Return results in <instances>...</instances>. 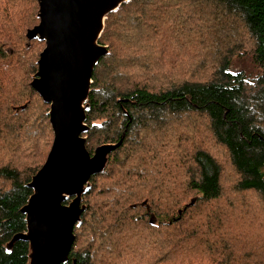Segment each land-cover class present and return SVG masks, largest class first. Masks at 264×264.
<instances>
[{
	"label": "trees",
	"instance_id": "trees-1",
	"mask_svg": "<svg viewBox=\"0 0 264 264\" xmlns=\"http://www.w3.org/2000/svg\"><path fill=\"white\" fill-rule=\"evenodd\" d=\"M37 12V0H0V264L28 263V242L7 243L26 231L27 184L53 140L49 104L31 85L44 47L26 38ZM98 43L107 52L82 135L91 154L122 142L89 178L64 264H264V241L229 240L222 182L226 168L232 193L255 194L264 214V0H128ZM237 59L249 66L232 70ZM189 120L202 137L183 135Z\"/></svg>",
	"mask_w": 264,
	"mask_h": 264
},
{
	"label": "water",
	"instance_id": "water-1",
	"mask_svg": "<svg viewBox=\"0 0 264 264\" xmlns=\"http://www.w3.org/2000/svg\"><path fill=\"white\" fill-rule=\"evenodd\" d=\"M128 0H37L39 22L26 38L44 41L31 85L49 104L53 140L48 155L27 186L32 193L20 211L26 231L11 238L28 242L27 264H64L80 222L82 195L89 178L101 172L108 155L122 142L85 147L91 75L107 47L98 43L106 16ZM103 15L96 35L97 19ZM95 34V36H94ZM68 201L67 204H63Z\"/></svg>",
	"mask_w": 264,
	"mask_h": 264
},
{
	"label": "rangeland",
	"instance_id": "rangeland-1",
	"mask_svg": "<svg viewBox=\"0 0 264 264\" xmlns=\"http://www.w3.org/2000/svg\"><path fill=\"white\" fill-rule=\"evenodd\" d=\"M174 6L176 5H173V7ZM179 7H182V6H177L175 8H179ZM248 66L249 64L245 60L237 59L232 64V70H238L240 68H246ZM177 125L178 126H175V127L174 125H171V128L174 127L175 129H177L176 127H179L180 123ZM186 125L188 128L186 130V134H183V135H193V138H199V136L200 137L203 136V135H200V131L202 130L201 125L195 124L192 121H190L189 123H186ZM38 129L40 130L39 133L43 130L40 125L34 126V130L37 131ZM172 131L174 132L175 130L173 129ZM196 134H199V135H196ZM28 136L31 137V135L29 134ZM216 153L219 154L220 153L219 150H216ZM218 158H220L221 160H224V157L221 155V153L218 156ZM225 169L226 168H224V177L222 176V182L227 187L224 193V197H223V202L225 203V206L227 207V209L223 210V214L228 217L225 220H223V223L224 224L227 223L231 225L228 231L230 233H233V235H231L229 240L234 242L235 238L239 234H242V236L244 237L242 239L243 243L246 241L248 242L249 239H251V240H254L255 242L254 244L256 243L261 244V242L264 241V235L258 231L257 227H258V219L261 217H264V214L261 211H256L255 209H253L255 205L257 204L260 205L257 199L258 197L253 193H244V192L241 194L232 193V190H231L232 182L230 180L226 181L229 178V176H228V171L225 172ZM232 206L236 207V209L233 213L228 214L226 211L230 210ZM242 230L243 232L241 233ZM227 236L228 235H225L224 238H227ZM207 247L208 245L205 246V248ZM249 254H252L251 251ZM106 257L107 255L102 254L100 256V259H102V261H105ZM199 259H200L201 264H209V263L217 264V262H214L213 257L210 258L209 256H203V257H200ZM219 261H222V260H219ZM226 263H227L226 261L224 260L222 261V264H226ZM150 264H153V263H150ZM164 264H199V263L197 262L192 263L190 260L188 262H185V261L175 262V263L169 262V263H164Z\"/></svg>",
	"mask_w": 264,
	"mask_h": 264
},
{
	"label": "bare ground",
	"instance_id": "bare-ground-1",
	"mask_svg": "<svg viewBox=\"0 0 264 264\" xmlns=\"http://www.w3.org/2000/svg\"><path fill=\"white\" fill-rule=\"evenodd\" d=\"M98 23V27H97V30H96V35L99 33L100 29L102 28V23H103V15H100V17L97 19L96 21ZM95 36V34H94Z\"/></svg>",
	"mask_w": 264,
	"mask_h": 264
}]
</instances>
